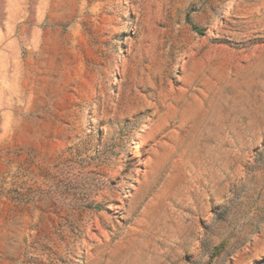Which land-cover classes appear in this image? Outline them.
I'll return each instance as SVG.
<instances>
[{
    "label": "rangeland",
    "instance_id": "rangeland-1",
    "mask_svg": "<svg viewBox=\"0 0 264 264\" xmlns=\"http://www.w3.org/2000/svg\"><path fill=\"white\" fill-rule=\"evenodd\" d=\"M0 264H264V0H0Z\"/></svg>",
    "mask_w": 264,
    "mask_h": 264
}]
</instances>
